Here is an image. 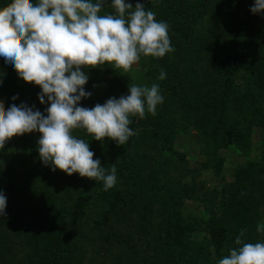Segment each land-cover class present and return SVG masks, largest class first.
Instances as JSON below:
<instances>
[{"label": "trees", "instance_id": "obj_1", "mask_svg": "<svg viewBox=\"0 0 264 264\" xmlns=\"http://www.w3.org/2000/svg\"><path fill=\"white\" fill-rule=\"evenodd\" d=\"M0 264H264V0H0Z\"/></svg>", "mask_w": 264, "mask_h": 264}, {"label": "rangeland", "instance_id": "obj_2", "mask_svg": "<svg viewBox=\"0 0 264 264\" xmlns=\"http://www.w3.org/2000/svg\"><path fill=\"white\" fill-rule=\"evenodd\" d=\"M64 13L68 16H76L78 15L80 18H83V15L82 13H78V9H69V8H66V10L64 11ZM123 44H121L120 48H119V53L121 54L122 56V62L123 63H128V66L131 68H134V67H137L140 62V51L136 48V42L132 39L131 35L130 34H125L123 33ZM131 68V69H132ZM191 139H196L195 137H193L192 135H187L183 140L181 139L180 140V143L182 144V146H188L190 147L191 151L189 152V155L192 159H195L197 157V154H198V150H197V147L194 146L193 142H191L190 140ZM258 137L256 136L255 137V140H257ZM257 143V142H256ZM20 151L17 152V154H19ZM22 154V153H21ZM233 154H229V157H232ZM233 161L234 159L231 158ZM229 166L232 165V163L228 162ZM230 169L228 170L227 173H229ZM207 180H208V183L211 184V185H214V184H217V182L219 181V179L215 178L211 173H206L205 174ZM188 207L195 210L196 209V205L194 204H191L189 203L188 204Z\"/></svg>", "mask_w": 264, "mask_h": 264}]
</instances>
